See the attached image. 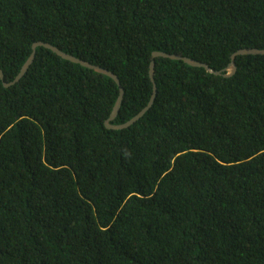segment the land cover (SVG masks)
I'll list each match as a JSON object with an SVG mask.
<instances>
[{
  "label": "trees",
  "instance_id": "1",
  "mask_svg": "<svg viewBox=\"0 0 264 264\" xmlns=\"http://www.w3.org/2000/svg\"><path fill=\"white\" fill-rule=\"evenodd\" d=\"M264 0H0V264H264Z\"/></svg>",
  "mask_w": 264,
  "mask_h": 264
},
{
  "label": "water",
  "instance_id": "2",
  "mask_svg": "<svg viewBox=\"0 0 264 264\" xmlns=\"http://www.w3.org/2000/svg\"><path fill=\"white\" fill-rule=\"evenodd\" d=\"M38 47H45L47 49L52 50L54 53H56L57 55H59L60 57H62L65 60L71 61L73 63L76 64H80L86 68L92 69L98 73L101 74H105L109 77H111L119 86V96L117 98V101L114 105V108L111 112L110 117L105 121V125L107 128L109 129H114V130H121V129H125L128 128L129 126L133 125L136 121H138L140 118H142L147 111H149L151 109V107L153 106L157 93H158V87H157V83L155 80V67H156V61L155 59L158 57H163V58H169L172 60H180L183 61L191 66L194 67H203L205 68L207 71L218 75V76H224V77H232L236 74L238 67H237V63H236V59L238 56H244V55H264V49H260V48H242L237 50L236 52H234L231 56V62L229 63V65L223 69V70H215L213 69L209 64L189 58V57H185V56H180L178 54H170L167 52H159L156 51L153 53V60L150 64V70H149V74H150V79L153 83V95L151 97L150 102L148 103V105L142 110L140 111L135 117H133L132 119H130L129 121H127L126 123L123 124H113L112 122L116 120L122 103H123V99H124V95H125V90L121 84L120 78L117 74H115L114 72H112L109 69H106L104 67H101L99 65H95L92 64L86 60H83L79 57H76L74 55H71L69 53H66L64 51H62L60 48L44 42V41H38L35 42L32 46V54L30 55V57L28 58V60L26 61V63L24 64V66L22 67L20 73L16 76V78L11 81V82H4L5 86H10L13 85L17 82H19L21 80V78L27 73L28 69L30 68L31 64L34 62L35 57L37 55V48ZM0 78L2 80H4L5 75L3 70L0 68Z\"/></svg>",
  "mask_w": 264,
  "mask_h": 264
}]
</instances>
